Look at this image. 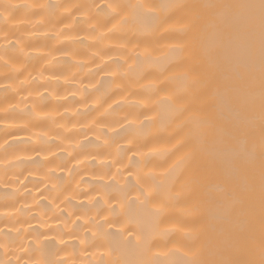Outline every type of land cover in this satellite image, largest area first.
<instances>
[{
    "label": "bare ground",
    "instance_id": "6f19581e",
    "mask_svg": "<svg viewBox=\"0 0 264 264\" xmlns=\"http://www.w3.org/2000/svg\"><path fill=\"white\" fill-rule=\"evenodd\" d=\"M261 0H0V264H260Z\"/></svg>",
    "mask_w": 264,
    "mask_h": 264
},
{
    "label": "snow or ice",
    "instance_id": "6c2138e0",
    "mask_svg": "<svg viewBox=\"0 0 264 264\" xmlns=\"http://www.w3.org/2000/svg\"><path fill=\"white\" fill-rule=\"evenodd\" d=\"M261 7L264 9V0H261ZM260 264H264V259L260 261Z\"/></svg>",
    "mask_w": 264,
    "mask_h": 264
}]
</instances>
